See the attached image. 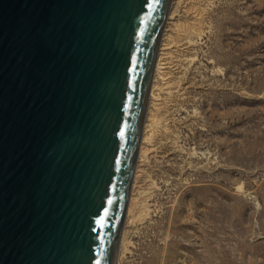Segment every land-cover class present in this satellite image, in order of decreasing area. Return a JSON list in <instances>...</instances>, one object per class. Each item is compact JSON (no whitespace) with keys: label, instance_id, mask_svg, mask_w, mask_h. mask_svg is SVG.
Returning <instances> with one entry per match:
<instances>
[{"label":"water","instance_id":"obj_1","mask_svg":"<svg viewBox=\"0 0 264 264\" xmlns=\"http://www.w3.org/2000/svg\"><path fill=\"white\" fill-rule=\"evenodd\" d=\"M171 0H0V264H117Z\"/></svg>","mask_w":264,"mask_h":264},{"label":"rangeland","instance_id":"obj_2","mask_svg":"<svg viewBox=\"0 0 264 264\" xmlns=\"http://www.w3.org/2000/svg\"><path fill=\"white\" fill-rule=\"evenodd\" d=\"M197 7L118 264H264V0Z\"/></svg>","mask_w":264,"mask_h":264},{"label":"bare ground","instance_id":"obj_3","mask_svg":"<svg viewBox=\"0 0 264 264\" xmlns=\"http://www.w3.org/2000/svg\"><path fill=\"white\" fill-rule=\"evenodd\" d=\"M201 15L200 8L197 7V0H171L170 2L169 11L160 39L155 67L152 75L149 97L138 148V155L133 173L130 197L122 233L124 231L125 225L129 228L136 224L138 220V209L140 205L143 204H141L143 199L142 196L144 195V190H142V182L144 177L147 176H145L147 171L146 167L147 164L157 154L156 138L160 132L163 133L162 128H164L163 126L166 124L163 122L166 119H164L166 116V104L168 107L171 105L168 104L169 102L167 101L171 100L173 94H175L178 90V86L175 85L176 78L174 79V73L176 68L179 66H175H177L179 61L181 62L180 56H182V53H185V51L188 50L190 46L188 35L195 33L198 30V25L203 23L201 20ZM174 97L175 95L173 98ZM123 235H126L125 232ZM120 245L121 244H119L118 257L120 251L121 259L125 255V250H120Z\"/></svg>","mask_w":264,"mask_h":264}]
</instances>
